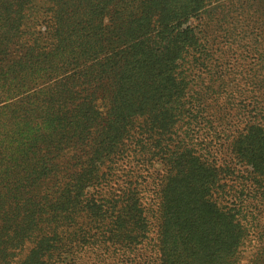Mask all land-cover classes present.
Returning <instances> with one entry per match:
<instances>
[{
    "label": "trees",
    "instance_id": "trees-1",
    "mask_svg": "<svg viewBox=\"0 0 264 264\" xmlns=\"http://www.w3.org/2000/svg\"><path fill=\"white\" fill-rule=\"evenodd\" d=\"M254 229L264 5L0 0V264H236Z\"/></svg>",
    "mask_w": 264,
    "mask_h": 264
},
{
    "label": "rangeland",
    "instance_id": "rangeland-1",
    "mask_svg": "<svg viewBox=\"0 0 264 264\" xmlns=\"http://www.w3.org/2000/svg\"><path fill=\"white\" fill-rule=\"evenodd\" d=\"M250 2L255 8H263L264 0H250ZM240 254L236 264H264V236H259L257 230H252Z\"/></svg>",
    "mask_w": 264,
    "mask_h": 264
}]
</instances>
